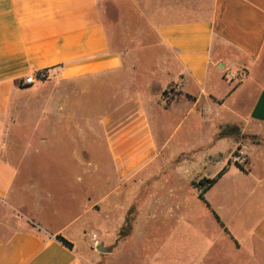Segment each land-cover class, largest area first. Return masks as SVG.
<instances>
[{
    "label": "crops",
    "instance_id": "0c3cea01",
    "mask_svg": "<svg viewBox=\"0 0 264 264\" xmlns=\"http://www.w3.org/2000/svg\"><path fill=\"white\" fill-rule=\"evenodd\" d=\"M230 70L247 75L230 81ZM38 71L76 82L74 107L91 96L101 134L12 123ZM235 126L264 136V0H0V264H83L75 233L100 230L85 221L101 216L95 203L165 168L158 208L183 215L178 233L193 230L159 244L155 264H264V153H250L263 144L224 133ZM98 136L111 175L77 151L53 156L57 143L92 156ZM240 145L243 168L229 160Z\"/></svg>",
    "mask_w": 264,
    "mask_h": 264
},
{
    "label": "rangeland",
    "instance_id": "374dc122",
    "mask_svg": "<svg viewBox=\"0 0 264 264\" xmlns=\"http://www.w3.org/2000/svg\"><path fill=\"white\" fill-rule=\"evenodd\" d=\"M235 82L239 83L241 81ZM79 94L81 92L76 82L46 78L40 81L34 89L14 97L15 103L12 104V110H10L11 121L14 124L27 127H76L78 124L90 127L87 123H91L96 128V134H101L99 127L96 126L97 117L103 111L100 114V111L88 114V111L93 108L90 103L92 101L91 96H82L85 103L83 108L74 107L72 104ZM67 102H70L68 107ZM76 108L81 116L89 115L91 121L86 118L81 119L80 114V118L77 117L76 119L72 113ZM154 129L156 136H159L158 127H154ZM223 131L225 134H232L239 140L242 138V145L247 147L253 144H263L264 147L263 135L247 134V132L243 134L236 126L227 127ZM99 137L100 140H97L95 148L93 147L92 156L81 147V144L77 143H67V145L57 143L58 145L52 151L53 156L66 160V157L62 154L69 152L70 155V153H76L77 151L80 158L85 161L90 162L89 160H93L90 162L93 167L100 163L101 177L104 178L105 175L114 172L104 140ZM242 145L232 152L230 162L235 163V155L243 153L241 150ZM263 147L260 146L250 151L253 159L260 162L263 160V156H261L264 153ZM170 170L171 168L160 169L147 178L144 183L141 184L140 181L133 183L132 196L128 193L125 194V188H130L131 185L125 187L124 184L120 185L118 183L116 184L118 190L115 198L112 197L110 202H103L102 200L101 203H95L101 216L94 218L86 216L85 221L89 223L95 221V226L99 222L100 230H95L97 226L93 228L92 224H87L84 232L75 233L77 239H79L77 250L86 258L83 264H155L159 244L162 245L168 242L169 245L175 240L191 239L193 228L189 225L182 226V231L180 230L178 233V229L184 220L182 214L176 215L172 210H159L158 208L156 195L159 194V191L156 186L158 181H162L163 176L166 177V172ZM111 192L103 193L102 198L109 197ZM101 243L110 251H99L97 245ZM161 262H163V259Z\"/></svg>",
    "mask_w": 264,
    "mask_h": 264
},
{
    "label": "built area",
    "instance_id": "2783aa9c",
    "mask_svg": "<svg viewBox=\"0 0 264 264\" xmlns=\"http://www.w3.org/2000/svg\"><path fill=\"white\" fill-rule=\"evenodd\" d=\"M247 75L245 70L227 71L226 78L230 81H242ZM48 78L45 71H38L37 73L31 74L26 77L25 82L28 84H33L36 81H42ZM235 163L246 164L248 161L247 156L244 153H237L234 157Z\"/></svg>",
    "mask_w": 264,
    "mask_h": 264
},
{
    "label": "trees",
    "instance_id": "16d2710c",
    "mask_svg": "<svg viewBox=\"0 0 264 264\" xmlns=\"http://www.w3.org/2000/svg\"><path fill=\"white\" fill-rule=\"evenodd\" d=\"M46 73V72H45ZM239 166H241L243 168V164L237 163ZM224 169L214 178L212 179H206L203 180L200 183V186H205L204 190H206L207 188H209L211 185H213L215 183V181L224 173ZM202 197H203V193H202ZM58 240H60L61 242H63L66 246H69L70 248H72V243L69 242L66 238H64L63 236H57Z\"/></svg>",
    "mask_w": 264,
    "mask_h": 264
},
{
    "label": "water",
    "instance_id": "95a60500",
    "mask_svg": "<svg viewBox=\"0 0 264 264\" xmlns=\"http://www.w3.org/2000/svg\"><path fill=\"white\" fill-rule=\"evenodd\" d=\"M97 249L99 251H102V252H107V251H110V249H108L107 247H105V245L103 243L97 245Z\"/></svg>",
    "mask_w": 264,
    "mask_h": 264
}]
</instances>
